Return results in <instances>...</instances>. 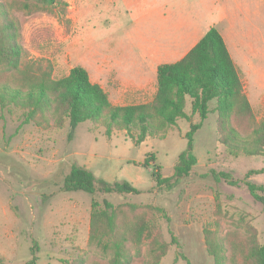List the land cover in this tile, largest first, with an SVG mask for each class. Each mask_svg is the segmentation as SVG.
Returning <instances> with one entry per match:
<instances>
[{
  "label": "rangeland",
  "instance_id": "obj_1",
  "mask_svg": "<svg viewBox=\"0 0 264 264\" xmlns=\"http://www.w3.org/2000/svg\"><path fill=\"white\" fill-rule=\"evenodd\" d=\"M154 3L164 5L167 18L146 14ZM208 6L214 17L223 15L213 26L234 45L236 56L243 54L246 67L238 71L254 116L260 120L264 117V0H56L41 10L12 9L11 14L20 26L23 63H49L54 78L81 65L113 104H122L151 97L119 99L104 64L127 70L128 58L141 57L156 39L176 29L180 13L200 19ZM174 37L171 33L170 39ZM183 53L171 46L165 60L173 61ZM147 86H151L149 78ZM185 111L191 122H201L192 142L197 162L169 189L157 187L150 171L160 165L163 176L173 174L178 155L187 148L190 121L186 119H178L162 137L147 136L134 144L125 130L113 129L106 136L102 121L18 127L20 110L0 111V264H22L33 256L32 251L36 264H108L110 252H101L88 240L91 202L103 199L117 208L118 221L144 214L155 226L153 234L167 244L158 264H214L206 249L205 229L213 232L215 240L224 241L230 264H247L234 243L253 233L259 243L264 241V211L244 184L264 186V171L246 178L249 170L264 168V156L230 155L218 142L215 112L201 120L191 114L189 100ZM151 153L155 162L148 168L141 166ZM78 166L94 175L96 188L98 180H127L140 192L62 190L65 177ZM220 173H228L234 183L226 182ZM148 244L149 240L138 246L127 244L129 264L149 261Z\"/></svg>",
  "mask_w": 264,
  "mask_h": 264
},
{
  "label": "trees",
  "instance_id": "obj_2",
  "mask_svg": "<svg viewBox=\"0 0 264 264\" xmlns=\"http://www.w3.org/2000/svg\"><path fill=\"white\" fill-rule=\"evenodd\" d=\"M55 1L0 0V111L20 110L18 127L29 123L63 127L65 122L74 126L82 121H102L106 136L109 137L113 129H121L134 144H139L147 136L162 137L180 118L190 121V115L185 111L189 100L191 114H197L201 120L209 112L216 113L218 142L230 155L264 156V117L256 120L239 71L222 35L214 26L181 58L157 66V89L152 100L118 105L110 101L104 88L93 82L87 69L81 65L72 66L66 75L54 78L49 63L42 66L34 61L22 62L20 26L11 10L31 13ZM211 101H214L212 108L209 106ZM2 115L0 113L1 119ZM200 126L201 122L190 121V130L186 133L187 148L178 155L171 176H163L160 165L153 166L150 174L157 187L169 189L190 173L197 162L192 152L193 133ZM131 129H135L136 134L131 133ZM154 162L155 156L151 153L140 165L148 168ZM260 171L263 172L264 168L249 170L246 178ZM218 176L234 183L228 173ZM96 180L86 167H73L61 189L83 190L91 194L97 190L116 194L140 192L127 180L112 183L98 180L97 188ZM244 184L264 211V186L248 181ZM130 208L134 209L135 205ZM154 227L144 214H133L128 221H118L117 208L111 202L106 199L101 203L91 202L88 240L101 252H110L108 264H129L127 244L138 246L143 240H149L150 259L146 264H158L167 244L158 234H153ZM204 238L213 263L230 264L224 241L215 240L213 232L208 229L204 230ZM234 246L247 264H264V241L259 243L254 233ZM32 253L33 256L22 264H36L35 251Z\"/></svg>",
  "mask_w": 264,
  "mask_h": 264
},
{
  "label": "crops",
  "instance_id": "obj_3",
  "mask_svg": "<svg viewBox=\"0 0 264 264\" xmlns=\"http://www.w3.org/2000/svg\"><path fill=\"white\" fill-rule=\"evenodd\" d=\"M151 7V8H150ZM147 15H158L161 19L168 17V13L164 7L155 6L151 4L146 9ZM223 18V15H220L218 18L212 15V7L208 6L206 13L199 17L188 16L186 14L180 13L177 23H175L176 29H173L171 33H174L175 37L173 40L170 39V34L167 36L162 35L161 38L156 39L154 46L149 50V52L143 53L141 57L138 58H128L127 70L124 69L125 75L121 74L120 68L121 65H110L105 63L104 66L109 70L108 73V82L115 84L114 93L119 99L131 98L137 95H149L151 98L146 101L152 100L156 89V69L157 66L165 62H174L181 58L203 35L204 33L213 25L219 22ZM204 27V29H202ZM219 31V30H218ZM220 32V31H219ZM224 42L226 44L227 50L236 66L237 69L240 66L244 69L246 64L244 63L243 54L236 56V49L232 43H228L224 34H222ZM174 50H184V53L177 59L173 61H167L165 58H168L169 51ZM234 53V54H233ZM236 56V58H235ZM242 60V61H241ZM108 62V61H107ZM107 66V67H106ZM112 73V74H111ZM151 86H147V80ZM103 87V86H102ZM105 90V89H104ZM109 97V96H108ZM131 103H140V102H131ZM131 103H122L118 105H126Z\"/></svg>",
  "mask_w": 264,
  "mask_h": 264
}]
</instances>
